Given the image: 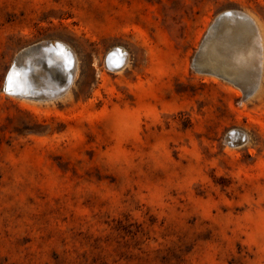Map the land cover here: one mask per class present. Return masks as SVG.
I'll return each mask as SVG.
<instances>
[{
	"label": "rangeland",
	"instance_id": "rangeland-1",
	"mask_svg": "<svg viewBox=\"0 0 264 264\" xmlns=\"http://www.w3.org/2000/svg\"><path fill=\"white\" fill-rule=\"evenodd\" d=\"M228 11L259 76L202 53ZM43 42L74 52L68 90L5 94ZM0 264H264V0H0Z\"/></svg>",
	"mask_w": 264,
	"mask_h": 264
},
{
	"label": "bare ground",
	"instance_id": "bare-ground-1",
	"mask_svg": "<svg viewBox=\"0 0 264 264\" xmlns=\"http://www.w3.org/2000/svg\"><path fill=\"white\" fill-rule=\"evenodd\" d=\"M230 13L235 14V16L232 17L230 20V23L228 25L230 27H226V29L223 32L221 30L222 32L221 35L219 33L220 40H219V43L218 42L214 43L215 44L214 52H212L210 49L211 48L210 46H212L213 44V42H211L210 40L209 42L211 43H207V46L204 47L205 52L202 51V53L210 57L209 58L210 60L216 61L217 63L222 64L223 63L222 60L225 57L221 55V53L218 52L219 49L222 48L223 50L228 51L229 52L228 54L237 62L249 63V66H251L256 55L260 59L263 58V45H262V40H261L262 38H261L260 32L255 26L254 21L248 15L243 16L240 12L233 13L232 11H230ZM217 32H220V29L216 31V33ZM48 43L49 42L41 43L40 51L36 53V57L39 58V61L37 62V64H34L33 69H32L34 77L29 76L27 73H25V71L22 68L14 67V66H17L16 61H14L13 66H12L13 69L9 71L7 78L5 80L4 86H3V92L5 94L14 96V97H20V98H22V96H27V95H35V96L39 95V96H44L48 98L54 92H57L62 88V86L64 85V81L69 79V76L72 71H73V74H75V63L76 62H75L74 52L70 51L64 44L60 42H51L50 46L47 45ZM230 56L227 55L226 58L228 59V57ZM226 58L225 60H227ZM28 59L26 60V63L28 62ZM126 60H127L126 54L123 52V49L119 48V49L113 50L106 57L104 65L108 70L116 71V70H119L124 64H126L125 63ZM225 60H224L223 65L225 64ZM42 61L45 62L46 65L49 67L54 66V69L52 71L46 70L43 67ZM239 63L238 64L236 63V64L239 65ZM260 67H261V63L258 65V68L256 69L257 76H259L258 74L260 72ZM225 71H224V74L226 73ZM227 78L229 77L227 76ZM253 81H255L256 83L255 79ZM230 82H232V80ZM229 135H230L231 141L235 140L236 138H241L243 141H245L244 139L245 137L240 131L232 130Z\"/></svg>",
	"mask_w": 264,
	"mask_h": 264
},
{
	"label": "water",
	"instance_id": "water-1",
	"mask_svg": "<svg viewBox=\"0 0 264 264\" xmlns=\"http://www.w3.org/2000/svg\"><path fill=\"white\" fill-rule=\"evenodd\" d=\"M233 13H235V11H232ZM243 16H246L244 13L240 12ZM235 14H231L230 11L224 13V14H221L220 16H218L215 20V22L213 23V26L211 28V35H214L216 33V31H218L220 29V31H224L226 29V27H230L228 26L229 23H230V20L232 17H234ZM51 42H49L47 45L50 46ZM40 51V44L36 45V46H33L25 51H23L19 56H17V58L14 60L16 61V65L17 66H14V67H20L22 68L25 73H27L29 76H32L34 77V74H33V66L34 64H37V62L39 61V58L36 57V53ZM29 58V59H28ZM28 59V62L26 63V60ZM257 63L258 65L261 63V60L260 58L257 59ZM14 61L10 64L11 66L9 67V69L7 70V73L5 75V78H4V81L6 80L7 78V75L9 73V71L11 69H13V63ZM41 61V60H40ZM43 67L48 70V71H52L54 69V66H47L45 62H43ZM73 77H74V74H73V71L71 72L70 76H69V79L64 81V85L62 86V88L57 91V92H54L51 96H49L48 98L44 97V96H35V95H27V96H22V98H27V99H38V100H51V99H56L60 96H62L69 88V86L71 85L72 81H73ZM3 89V88H2ZM255 90L252 89V91L250 92H247L246 93V96H250L253 91ZM19 96V95H17ZM244 138V137H243ZM230 139V135L227 136V140ZM245 139V138H244ZM243 141V140H242Z\"/></svg>",
	"mask_w": 264,
	"mask_h": 264
}]
</instances>
